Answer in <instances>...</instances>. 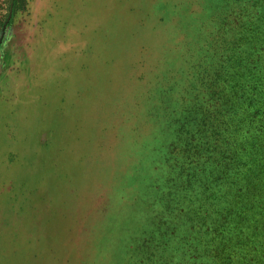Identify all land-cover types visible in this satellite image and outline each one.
Segmentation results:
<instances>
[{"label":"rangeland","instance_id":"rangeland-1","mask_svg":"<svg viewBox=\"0 0 264 264\" xmlns=\"http://www.w3.org/2000/svg\"><path fill=\"white\" fill-rule=\"evenodd\" d=\"M259 20L261 0H0V264L186 263L184 111L227 25Z\"/></svg>","mask_w":264,"mask_h":264},{"label":"trees","instance_id":"trees-1","mask_svg":"<svg viewBox=\"0 0 264 264\" xmlns=\"http://www.w3.org/2000/svg\"><path fill=\"white\" fill-rule=\"evenodd\" d=\"M6 1L15 12L25 2ZM227 32L196 74L182 118L190 129L176 149L185 157L178 211L191 224L180 238L184 264H264V0L259 23L232 22Z\"/></svg>","mask_w":264,"mask_h":264}]
</instances>
